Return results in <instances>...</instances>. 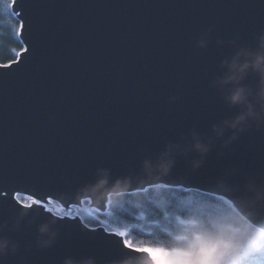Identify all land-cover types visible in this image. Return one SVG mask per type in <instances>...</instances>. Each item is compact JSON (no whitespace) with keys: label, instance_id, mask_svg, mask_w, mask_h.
<instances>
[{"label":"water","instance_id":"95a60500","mask_svg":"<svg viewBox=\"0 0 264 264\" xmlns=\"http://www.w3.org/2000/svg\"><path fill=\"white\" fill-rule=\"evenodd\" d=\"M14 9L29 22L24 35L31 51L18 67L0 69V187L51 192L76 203L97 165L138 176L131 166L141 152L163 150L189 130L208 134L229 114L208 87L227 51L217 49L215 39L248 40L264 27V0H20ZM206 30L213 42L199 51L194 39ZM175 159L182 161L176 181L207 185L224 169L259 175L264 129H250L223 148L217 142L191 176L184 172L188 155ZM18 208L0 201V222L10 223ZM24 210L20 230H4L18 248L2 264L88 258L97 264L117 257L111 246L92 241L104 235L102 226L88 232L79 219ZM49 219L55 241L37 248L36 225Z\"/></svg>","mask_w":264,"mask_h":264},{"label":"snow or ice","instance_id":"6c2138e0","mask_svg":"<svg viewBox=\"0 0 264 264\" xmlns=\"http://www.w3.org/2000/svg\"><path fill=\"white\" fill-rule=\"evenodd\" d=\"M20 0H10L8 7L21 21L15 36L25 45L19 52H14L15 59L7 64H0V69L10 71L13 66L24 63V56L30 51L31 39L25 37L24 33L29 27V22L21 12L14 9ZM264 28V27H262ZM14 51V50H13ZM162 151L160 148L148 149L136 156L132 162L131 170L139 171L141 162L145 159L155 160ZM188 158H192L188 154ZM182 161L175 160L168 176L161 177L156 182L157 195L153 196L151 189L153 183L149 182L132 190L144 194V202L139 207L138 219L146 221L149 229L148 236H155L158 232L166 233L168 237L174 238L176 243L171 247L137 246L134 242L131 229L138 225H124L112 227V223H119L118 214L125 211L128 201H120L116 206L103 204L100 207L85 208L86 203L91 205L92 198L83 195L78 203L72 201L58 200L51 192L41 195L35 190L25 188H14L11 185L0 187V201H8V205H14L20 209H42L50 213L56 220H77L88 232H96L84 219L83 213L95 219L102 226L104 235L93 238V242L106 244L115 249L117 257L108 259H97V264H110L111 261L119 260L125 256L147 254L153 261L159 260L161 264H190L186 255V241L190 235L202 233L206 224L214 219L227 228L228 233L240 239L241 243L228 257L229 264H264V239L260 233L264 232V173L253 174L242 170L239 174H233L227 169L220 172L216 179L207 185L193 184L189 180H173L172 177L181 170ZM107 169L109 179L122 178L128 174L114 166L99 164L82 181V184L92 185L96 182L99 169ZM197 171L199 169H196ZM187 176L193 174V169L185 168ZM79 187V185H77ZM260 190L259 199L253 197V192ZM177 193H189L187 197L181 198ZM157 196L159 203L154 206ZM110 199V198H109ZM153 209L158 210L153 215ZM103 216L105 219L101 220ZM236 223H243V229L235 228ZM73 260L79 259L72 256ZM2 264V261H0Z\"/></svg>","mask_w":264,"mask_h":264},{"label":"clouds","instance_id":"9594fccd","mask_svg":"<svg viewBox=\"0 0 264 264\" xmlns=\"http://www.w3.org/2000/svg\"><path fill=\"white\" fill-rule=\"evenodd\" d=\"M212 42L211 30H206L195 37L194 47L204 51ZM214 43L217 49L227 51L220 56L216 72L208 81V87L215 91L222 104L229 110V114L218 123L212 124L208 134L189 130L186 135H181L178 143L165 145L155 160L145 159L141 162L138 176L110 180L107 170H98L96 182L87 186L83 195L90 196L96 203L103 202L111 206L126 200L130 208L139 210L145 197L143 193L132 189L152 182L154 186L151 193L156 196V182L161 177L168 176L177 156L187 157L189 153H196V156L189 160L190 169H195L217 142L219 147L223 148L250 129H264V28L254 32L248 40H242L239 36L230 39L217 37ZM253 197L259 199V189L253 192ZM158 203L157 196L154 206ZM27 215V211L22 209L10 223L0 222V260L5 255L14 254L18 248L16 241L3 234L5 228L10 232L19 231L21 220ZM54 224L55 220L49 219L36 225L34 243L37 248H48L54 243L57 236ZM260 238L264 239V232L260 233ZM167 243L174 246L176 241L171 238ZM240 243L239 238L229 234L227 228L214 219L206 224L202 233L189 236L185 249L190 264H229L230 253L238 248ZM64 264H95V261L91 258L80 262L66 259ZM110 264L161 262L153 261L149 256L134 255L111 261Z\"/></svg>","mask_w":264,"mask_h":264},{"label":"trees","instance_id":"16d2710c","mask_svg":"<svg viewBox=\"0 0 264 264\" xmlns=\"http://www.w3.org/2000/svg\"><path fill=\"white\" fill-rule=\"evenodd\" d=\"M10 0H0V64H6L15 59L14 52H19L23 47L20 39L14 34L20 24L19 20L8 7ZM14 50V51H13ZM181 198L187 197L189 193H177ZM125 211L118 214L119 223H112V227L124 225H138L131 229V235L137 246H152V247H171L167 243L171 238L166 233L158 232L155 236H148V227L146 221L138 219L140 210L132 209L128 204L125 205ZM158 210L153 209V215ZM87 223L92 227L99 226L95 219H92L83 214ZM101 220L105 217L101 216ZM235 228L243 229L246 226L243 223H236Z\"/></svg>","mask_w":264,"mask_h":264},{"label":"rangeland","instance_id":"374dc122","mask_svg":"<svg viewBox=\"0 0 264 264\" xmlns=\"http://www.w3.org/2000/svg\"><path fill=\"white\" fill-rule=\"evenodd\" d=\"M83 207H85V208H93V207H96V206H94L93 204L89 205V204L86 203ZM34 208H35V206H34ZM83 214H86V213H83Z\"/></svg>","mask_w":264,"mask_h":264}]
</instances>
